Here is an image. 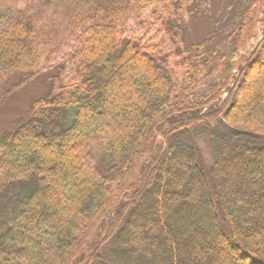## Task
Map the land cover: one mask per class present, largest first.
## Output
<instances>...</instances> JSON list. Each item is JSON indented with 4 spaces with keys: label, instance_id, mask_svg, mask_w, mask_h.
<instances>
[{
    "label": "trees",
    "instance_id": "obj_1",
    "mask_svg": "<svg viewBox=\"0 0 264 264\" xmlns=\"http://www.w3.org/2000/svg\"><path fill=\"white\" fill-rule=\"evenodd\" d=\"M221 4L190 44L211 0H0L6 94L47 81L0 135V264H264V0Z\"/></svg>",
    "mask_w": 264,
    "mask_h": 264
},
{
    "label": "rangeland",
    "instance_id": "obj_2",
    "mask_svg": "<svg viewBox=\"0 0 264 264\" xmlns=\"http://www.w3.org/2000/svg\"><path fill=\"white\" fill-rule=\"evenodd\" d=\"M221 2L222 0H211L212 7L209 10L213 14L210 15L209 11L207 17L189 21V26L184 31V36L188 43L191 44L202 40L212 30L213 21L222 19L227 21L230 9L227 8L226 11H222ZM46 83V76L44 75L40 81L29 84L28 88H24L23 92L19 90L17 94H14L15 92L6 94L7 87L0 81V135L5 131H11L25 120L31 99H35L42 93V90L46 89ZM260 91L261 89L258 88L253 89L252 94H259ZM203 92H205L204 89ZM249 107L248 102H244L243 108L246 110ZM197 143L205 163L209 164L211 155L208 144L202 139L198 140Z\"/></svg>",
    "mask_w": 264,
    "mask_h": 264
}]
</instances>
